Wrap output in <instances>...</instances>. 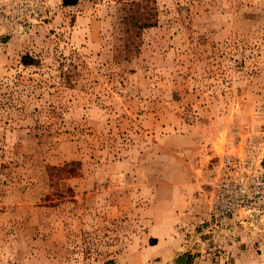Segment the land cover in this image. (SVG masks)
<instances>
[{
  "label": "rangeland",
  "instance_id": "obj_1",
  "mask_svg": "<svg viewBox=\"0 0 264 264\" xmlns=\"http://www.w3.org/2000/svg\"><path fill=\"white\" fill-rule=\"evenodd\" d=\"M247 137L264 0H0V264H264L260 224L228 258L191 239Z\"/></svg>",
  "mask_w": 264,
  "mask_h": 264
},
{
  "label": "built area",
  "instance_id": "obj_2",
  "mask_svg": "<svg viewBox=\"0 0 264 264\" xmlns=\"http://www.w3.org/2000/svg\"><path fill=\"white\" fill-rule=\"evenodd\" d=\"M195 224L201 256L228 258L242 239H256L252 214L264 220V152L251 137L228 144L217 156L208 186L195 195ZM259 229V228H258Z\"/></svg>",
  "mask_w": 264,
  "mask_h": 264
},
{
  "label": "crops",
  "instance_id": "obj_3",
  "mask_svg": "<svg viewBox=\"0 0 264 264\" xmlns=\"http://www.w3.org/2000/svg\"><path fill=\"white\" fill-rule=\"evenodd\" d=\"M173 221L171 223V227L172 229H175V232H179L178 229H179V225H181L180 222H185L187 223L188 220H190V216H189V213L186 212L185 210L181 211L180 213L177 212V211H174L173 213ZM180 233V232H179ZM171 239H182V235H179L177 237H173Z\"/></svg>",
  "mask_w": 264,
  "mask_h": 264
},
{
  "label": "trees",
  "instance_id": "obj_4",
  "mask_svg": "<svg viewBox=\"0 0 264 264\" xmlns=\"http://www.w3.org/2000/svg\"><path fill=\"white\" fill-rule=\"evenodd\" d=\"M65 5H71V4H76L78 0H63ZM146 25L148 24L147 22L145 23ZM25 61H26V56H25ZM28 62V61H26Z\"/></svg>",
  "mask_w": 264,
  "mask_h": 264
},
{
  "label": "bare ground",
  "instance_id": "obj_5",
  "mask_svg": "<svg viewBox=\"0 0 264 264\" xmlns=\"http://www.w3.org/2000/svg\"><path fill=\"white\" fill-rule=\"evenodd\" d=\"M252 218L257 224L264 226V220H258L255 214H252Z\"/></svg>",
  "mask_w": 264,
  "mask_h": 264
}]
</instances>
